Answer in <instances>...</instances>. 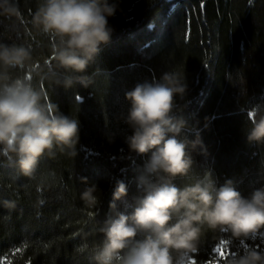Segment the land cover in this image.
<instances>
[{
	"label": "trees",
	"instance_id": "16d2710c",
	"mask_svg": "<svg viewBox=\"0 0 264 264\" xmlns=\"http://www.w3.org/2000/svg\"><path fill=\"white\" fill-rule=\"evenodd\" d=\"M14 2L20 15H0V43L30 47L33 58L31 67L10 69L11 75H27L48 103L79 121L80 130L77 155L59 149L53 157L45 154L33 177L0 156V264H93L115 182L128 185L117 202L124 210L141 194L136 177L150 155L130 153L125 143L133 131L120 118L130 107L125 92L166 71L184 75L187 92L177 96L175 114L188 120L190 139L199 131L207 149L192 153L191 171L174 183L193 184L207 173L217 187L231 179L244 196L264 187V143H249L244 131L250 110L264 107V0H109L119 5L109 17L114 31L86 73L57 66L56 37L33 26L43 0ZM66 75L86 76L89 86L65 88L57 81ZM81 176L98 186L95 207L80 199ZM5 200L14 207H5ZM228 238L231 246L217 260L214 249ZM241 241L264 251L256 239L202 225L197 251L187 256L195 264H227L231 253L243 254Z\"/></svg>",
	"mask_w": 264,
	"mask_h": 264
},
{
	"label": "clouds",
	"instance_id": "9594fccd",
	"mask_svg": "<svg viewBox=\"0 0 264 264\" xmlns=\"http://www.w3.org/2000/svg\"><path fill=\"white\" fill-rule=\"evenodd\" d=\"M118 7L109 0H43L32 14V24L56 37L52 56L57 66L86 73L100 46L110 41L114 28L109 17ZM0 15L19 17V7L14 0H0ZM32 58L30 47L0 43V156L25 177H33L40 158L55 156L56 149L75 157L80 130L79 121L48 103L27 75H11L10 69L31 67ZM57 83L65 88L89 86L86 76L66 75ZM186 92L185 77L176 71L137 82L125 92L130 107L120 118L133 130L125 143L130 153L150 155L136 177L141 194L125 203L124 210L117 202L127 196L128 185L115 182L110 213L98 228L103 238L94 250L93 264H179L197 251L202 225L239 240L264 230V187L244 196L231 179L217 187L207 173L193 184L174 183L191 171L193 152H207L199 131L190 139L184 131L190 127L188 120L175 114L176 98ZM249 121L250 127L244 128L247 141L264 143V107L255 105ZM80 181L84 184L80 199L90 208L97 206V184L85 176ZM3 204L14 207L9 200ZM141 233L144 238L137 239ZM227 264H264V251L250 246L242 255H232Z\"/></svg>",
	"mask_w": 264,
	"mask_h": 264
},
{
	"label": "snow or ice",
	"instance_id": "6c2138e0",
	"mask_svg": "<svg viewBox=\"0 0 264 264\" xmlns=\"http://www.w3.org/2000/svg\"><path fill=\"white\" fill-rule=\"evenodd\" d=\"M260 235V237L262 238V242H264V231L258 233ZM256 238V236H253L252 239L254 240ZM219 247L215 248L214 251L217 253H220V255H218L216 258L217 260L221 259V257L223 256V253L221 252V249H227L229 248V246H231V239H221V241L219 242ZM241 245L244 247V249L248 248V245L244 242L241 241ZM236 253H231V255H235ZM179 264H184L183 261L179 262ZM191 264H195V261L192 260Z\"/></svg>",
	"mask_w": 264,
	"mask_h": 264
},
{
	"label": "rangeland",
	"instance_id": "374dc122",
	"mask_svg": "<svg viewBox=\"0 0 264 264\" xmlns=\"http://www.w3.org/2000/svg\"><path fill=\"white\" fill-rule=\"evenodd\" d=\"M252 239V238H251ZM256 240H258V241H260L261 243H263L264 244V242H262V238L260 237V235L259 234H257V236H256V238H255ZM219 247V246H218ZM222 250V249H221ZM217 253V252H216ZM217 254H220V253H217ZM183 262H184V264H190V262H191V260H190V258L188 257V256H185L184 258H183V260H182ZM210 264H219L217 261H214V262H212V263H210Z\"/></svg>",
	"mask_w": 264,
	"mask_h": 264
}]
</instances>
